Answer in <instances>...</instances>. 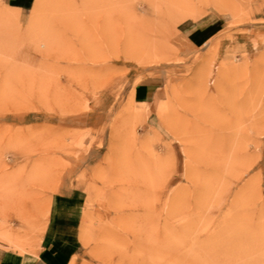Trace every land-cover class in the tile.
Returning a JSON list of instances; mask_svg holds the SVG:
<instances>
[{
	"label": "rangeland",
	"instance_id": "1",
	"mask_svg": "<svg viewBox=\"0 0 264 264\" xmlns=\"http://www.w3.org/2000/svg\"><path fill=\"white\" fill-rule=\"evenodd\" d=\"M59 194L70 264H264V0H0V246Z\"/></svg>",
	"mask_w": 264,
	"mask_h": 264
},
{
	"label": "crops",
	"instance_id": "2",
	"mask_svg": "<svg viewBox=\"0 0 264 264\" xmlns=\"http://www.w3.org/2000/svg\"><path fill=\"white\" fill-rule=\"evenodd\" d=\"M13 5L26 6L30 0H10ZM213 22H200L190 31L193 38L203 39ZM150 88L138 90L146 98ZM77 196L59 194L53 197L48 210L46 228L40 249L35 255L19 254L0 246V264H70L79 251V227L82 207Z\"/></svg>",
	"mask_w": 264,
	"mask_h": 264
}]
</instances>
